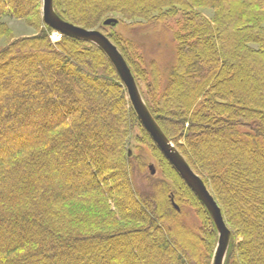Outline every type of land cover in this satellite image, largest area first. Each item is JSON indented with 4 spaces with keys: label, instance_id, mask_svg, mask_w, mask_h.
<instances>
[{
    "label": "trees",
    "instance_id": "obj_1",
    "mask_svg": "<svg viewBox=\"0 0 264 264\" xmlns=\"http://www.w3.org/2000/svg\"><path fill=\"white\" fill-rule=\"evenodd\" d=\"M136 1L53 0V9L100 31L110 13L181 16L163 68H146L120 33L101 32L219 205L230 230L223 264H264V0ZM41 5L0 0V74L12 57L24 70L0 84V264H211L212 218L142 127L112 62L93 42L51 39ZM3 17L35 33L13 38ZM135 130L161 177L146 173L139 146L133 153Z\"/></svg>",
    "mask_w": 264,
    "mask_h": 264
},
{
    "label": "water",
    "instance_id": "obj_2",
    "mask_svg": "<svg viewBox=\"0 0 264 264\" xmlns=\"http://www.w3.org/2000/svg\"><path fill=\"white\" fill-rule=\"evenodd\" d=\"M41 13L43 22L53 30L68 36L93 42L108 56L126 89L127 98L129 99L142 127L149 134L152 141L159 148L164 157L209 212L217 231V241L211 264H223L229 243L230 230L223 218L221 209L209 189L206 187L202 178L189 166L179 154L173 143L167 139L154 121L140 97L130 68L120 51L100 30L81 27L61 19L53 9V0H42ZM117 21L118 20L114 17H108L103 20L102 24L114 26ZM148 168L150 174L155 173L152 164H149ZM173 204L177 208V205L175 203Z\"/></svg>",
    "mask_w": 264,
    "mask_h": 264
},
{
    "label": "rangeland",
    "instance_id": "obj_3",
    "mask_svg": "<svg viewBox=\"0 0 264 264\" xmlns=\"http://www.w3.org/2000/svg\"><path fill=\"white\" fill-rule=\"evenodd\" d=\"M130 1L133 3L139 2L136 0H130ZM200 12L207 18H211L213 16V10L210 8H201ZM108 16L115 17L120 21L114 26L102 24L104 28L99 27L101 31H103L104 29L106 33L117 32L120 33L123 37L130 39L136 45L138 52L142 57L143 64L146 68L149 66V63L151 61H155L156 63H158V65L161 68L166 67L173 62L174 50H175V41L173 39V36H174V32L178 28H180V19H181L180 15H177L173 18L165 19L163 21H150V22L144 19L130 20L127 18H122L121 15L118 13H110ZM2 20L8 26V29L10 30L11 36L13 38L26 36V35H33L35 33V29L30 24H28V22L24 19L3 17ZM95 28H97V26ZM51 39L56 40L54 39L52 34H51ZM4 42H5L4 40L2 39L0 40V47L5 44ZM4 60L5 58L2 59L1 61ZM18 62L19 61L16 57H12L11 59H9L8 63L5 65L4 71H2L0 74V84L13 82L15 79L12 78V76L15 77L19 73L24 71L23 69H20V67L18 66L19 64ZM11 66L17 67V70L13 73L10 69ZM181 84L182 81L179 82L177 86L175 85V89H177L178 85ZM137 89L140 94V97L143 100L141 91L145 90L144 85L141 84V91L139 90L138 86ZM137 134L138 133L135 130L133 140L129 144L130 147L132 148L133 153L138 154L139 153L138 148H141L143 156L146 160V165H145L146 173L150 174L148 165L152 164L155 169V173L153 175H155V177H161L162 176L161 168L159 167L157 160L152 155L151 149L146 144H140L137 142V137H138ZM137 146L139 147L137 148ZM203 150L207 155L210 154L207 151V145L203 146ZM136 179L139 180L140 178L136 177ZM145 184H141V185L145 186ZM184 211L186 213V210ZM185 219L188 220L189 223L191 222L195 226H199L200 222L197 219L196 214H194L193 210H189V212L186 213Z\"/></svg>",
    "mask_w": 264,
    "mask_h": 264
},
{
    "label": "built area",
    "instance_id": "obj_4",
    "mask_svg": "<svg viewBox=\"0 0 264 264\" xmlns=\"http://www.w3.org/2000/svg\"><path fill=\"white\" fill-rule=\"evenodd\" d=\"M53 37H54V39H59L60 37H61V35H60V33H53Z\"/></svg>",
    "mask_w": 264,
    "mask_h": 264
}]
</instances>
